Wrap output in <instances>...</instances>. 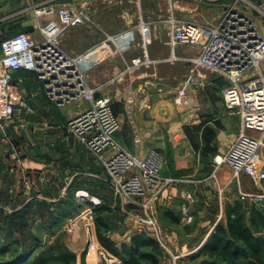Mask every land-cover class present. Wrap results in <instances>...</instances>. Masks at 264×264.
I'll list each match as a JSON object with an SVG mask.
<instances>
[{
  "label": "crops",
  "instance_id": "1",
  "mask_svg": "<svg viewBox=\"0 0 264 264\" xmlns=\"http://www.w3.org/2000/svg\"><path fill=\"white\" fill-rule=\"evenodd\" d=\"M64 1L67 0H0V41L22 31L39 36L40 25L57 16L55 13L36 15L34 4L58 6ZM234 3L264 31V2H258L252 11L234 0H175L171 3L169 0H142L140 6L117 0H109L108 4L94 0L91 12L94 23L67 29L60 38L68 53L80 55L102 38L103 30H126L117 47L110 45L86 54L82 66L88 84L98 87L96 96L111 98L122 122L117 141L143 158L152 149L156 150L162 158V176L187 179L164 190L160 197L163 202L174 197L176 205L183 209L187 204L192 207L194 202L200 203L203 209L209 208L217 202V191L221 193V203L223 200L232 202V199H240V192L249 186L246 180L242 182L241 176L235 177L230 165L216 166L214 162L215 156L229 151L242 129L240 115L228 110L223 101L226 79L205 68L206 87L190 88L186 103L175 102L191 67L188 58L199 50L192 45L171 47L168 18L174 15L182 20L218 24ZM140 18L148 22L144 34L136 28ZM114 20L121 23H111ZM144 54H148L151 63L128 71L114 82L109 81L135 56ZM173 56L176 59L172 60ZM262 68L264 72V62ZM14 76L22 79L29 109L51 113L48 121L33 123L36 129L35 140L32 139L36 158L33 177L40 182L44 175L48 184L59 179L63 184L61 188L66 191L83 177L94 181L105 179L103 162L67 129L68 120L87 108L89 102L80 98L60 105L47 96L35 73L21 70ZM137 131L143 135L140 145L134 141ZM262 155L264 157V149ZM213 173L215 178L211 177ZM245 176L243 178L248 180ZM261 186L264 188V182ZM252 190L256 191L254 186Z\"/></svg>",
  "mask_w": 264,
  "mask_h": 264
},
{
  "label": "built area",
  "instance_id": "2",
  "mask_svg": "<svg viewBox=\"0 0 264 264\" xmlns=\"http://www.w3.org/2000/svg\"><path fill=\"white\" fill-rule=\"evenodd\" d=\"M101 1L109 3V0ZM117 1L138 6L142 3V0ZM169 1L171 3L173 0ZM93 6L94 0H67L58 6L34 4L36 15L55 13L57 19L40 25L37 37L22 31L2 38L0 124L29 109L22 79L14 76L21 70L35 73L47 96L60 105L80 98L87 100L88 107L68 120V132L103 162L110 175L115 196L126 197L132 203L137 202L136 197H142L144 212L138 218L139 232L150 231L156 237L159 233L153 204L157 196L170 184L187 179L180 176H162V158L156 150L152 149L143 158L118 142L116 134L121 129V122L113 109L111 98L97 97L98 87L88 84L82 66L83 57L111 44L117 47L126 30H103L102 38L80 55H72L61 47L60 38L65 30L94 23L91 14ZM168 23L171 26V47L192 45L199 50L196 55L188 58L191 67L178 89L175 102L186 103L190 88L206 87L203 69H210L223 76L227 81L222 89L224 104L228 110L236 111L240 115L242 129L229 151L215 156L214 162L216 166L224 163L230 165L237 177L247 175L264 182V31L251 17L238 10L236 3L229 6L218 24L182 20L174 15L168 18ZM147 25L148 22L140 18L136 28L144 34ZM151 62L148 54L135 56L109 81L114 82L128 71ZM142 76L146 77L148 74ZM142 140V133L137 131L134 135L135 143L140 145ZM19 161L22 165L27 163L26 160ZM211 177L215 178V173ZM40 179L45 180L44 175ZM27 187H30L28 183ZM77 196L87 198L89 193L79 190ZM239 198L264 204V188L252 192L241 191ZM90 202L98 205L101 200L92 196ZM82 220L87 222L86 226L90 231L95 225L92 205H87L86 210L72 219L74 224ZM152 227L155 229L152 230ZM67 230L72 231L73 227L69 226ZM97 237L95 233L91 234L90 251L102 246ZM102 248L109 253L104 246ZM109 254L115 258L114 261H118L116 256Z\"/></svg>",
  "mask_w": 264,
  "mask_h": 264
},
{
  "label": "rangeland",
  "instance_id": "3",
  "mask_svg": "<svg viewBox=\"0 0 264 264\" xmlns=\"http://www.w3.org/2000/svg\"><path fill=\"white\" fill-rule=\"evenodd\" d=\"M173 1L175 2V0ZM234 1L237 2V0ZM250 1L238 0V5H245L246 8L255 11L256 5L264 2V0ZM111 23L120 24L121 22L114 20ZM60 44L65 50L61 40ZM54 109L56 110V108ZM43 114V112L36 109H25L13 119L0 124V211L2 213L16 212L34 198L52 203L69 197L68 194L70 193L62 188L57 192L50 189V185L60 184L59 179H53L55 183L48 184L45 183V181L48 182V179L39 182L33 177V166L36 163V158L33 156L35 151L32 149V139L35 140L34 134L36 133L33 123L38 120L48 121L51 113L47 112ZM19 160H26L27 163L22 165ZM104 173L105 179L91 180L96 183L98 187L97 192L102 194L103 198L111 204V211L106 215L112 226L109 236L118 242H129V235L139 231L138 218L143 216V199L142 197H136L137 202L132 203L126 197L115 196L111 188L110 175L107 170H104ZM4 176L8 178V182L5 181ZM243 176L245 175H241L242 182L246 180L245 183L249 186L245 191L252 192L253 186L256 190H262V181L246 175L247 180ZM48 177L50 178L49 181L52 182L51 176L48 175ZM27 183L30 186L29 188L27 187ZM175 185L176 183L170 184L164 190ZM44 190H48L49 192L46 193ZM162 192L157 196L153 204L155 222L159 233L156 238L160 241L164 250L161 264H198L199 260L194 261L190 257L205 244L208 235L214 230L215 226L219 222H225V208L228 201L224 202L223 200V203H221V193L217 191V202L210 205L209 208L203 209L200 203L194 202L192 207L187 204L183 209L179 204L176 205L174 197L167 202H163L160 198ZM70 197H73L72 199L75 200L77 206L74 205L72 207L70 215L64 219L61 226L49 229L45 225L42 216L33 215L30 217L29 226L24 236L33 245L31 244L27 248L22 255V260H31L44 251H52L56 254L67 250L76 254V264H111L114 262L115 258L109 254L110 252L108 253L102 248L103 245L97 237L96 222L93 228L91 227L90 231H88L86 221L82 220L77 224H74V221H72L76 215L87 209V203L92 199V195L89 193V197L87 198L80 197L77 196L76 191ZM234 201L232 199V202ZM245 201L252 204L250 200ZM168 209L179 215L180 221L178 223L173 222L170 217L165 215V211ZM69 226L73 227L72 231L67 230ZM154 229L152 227V230ZM4 233L0 232V240L2 239L1 237L4 238L6 236ZM92 233L96 234L97 241L102 245L93 250L95 253L94 260L89 259ZM262 233L264 234V231ZM34 235L39 240L36 239V241L33 238ZM36 244L38 247H34ZM102 250H104V253H102Z\"/></svg>",
  "mask_w": 264,
  "mask_h": 264
},
{
  "label": "trees",
  "instance_id": "4",
  "mask_svg": "<svg viewBox=\"0 0 264 264\" xmlns=\"http://www.w3.org/2000/svg\"><path fill=\"white\" fill-rule=\"evenodd\" d=\"M4 177L8 182V178ZM62 185V183L51 185L50 189L57 192ZM81 188L99 197L102 201L98 205L92 202H88L87 205L93 206L100 243L119 258L111 264H161L164 250L160 241L150 231L131 233L129 242H118L109 236L112 226L106 215L111 211V204L97 192L96 183L89 177L73 182L67 190L70 193L69 197L65 199L51 203L34 198L16 212L2 213L0 211V232H5L4 235H6L0 240V264H63L66 262L76 264V254L67 250L56 254L52 251H44L37 257L26 261L22 260V255L32 244L24 236L30 217L42 216L49 229L61 226L64 219L70 215L72 207L76 205L70 195H74ZM165 215L175 223L180 221L179 215L172 210H166ZM263 231L264 204H249L241 199L228 202L225 208V222H219L215 226L205 244L190 258L194 261L199 260L198 264H264ZM33 238L36 240L37 236L34 235ZM37 244L34 247H38Z\"/></svg>",
  "mask_w": 264,
  "mask_h": 264
},
{
  "label": "bare ground",
  "instance_id": "5",
  "mask_svg": "<svg viewBox=\"0 0 264 264\" xmlns=\"http://www.w3.org/2000/svg\"><path fill=\"white\" fill-rule=\"evenodd\" d=\"M94 258H95V253H94L93 250H91L90 253H89V259L90 260H94Z\"/></svg>",
  "mask_w": 264,
  "mask_h": 264
}]
</instances>
